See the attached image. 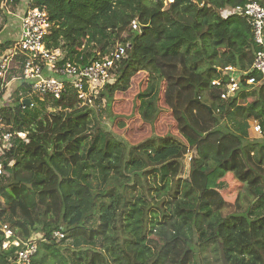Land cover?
Returning a JSON list of instances; mask_svg holds the SVG:
<instances>
[{
	"label": "trees",
	"instance_id": "16d2710c",
	"mask_svg": "<svg viewBox=\"0 0 264 264\" xmlns=\"http://www.w3.org/2000/svg\"><path fill=\"white\" fill-rule=\"evenodd\" d=\"M5 1L10 13L22 0H8L10 10ZM251 1L264 8V0L32 1L47 12L45 44L64 63L126 49L93 106L69 88L27 106L23 84L25 97L15 93L0 110L12 135L0 220L21 242L42 236L32 264H223L222 252L229 264H264V84L245 86L237 75L241 90L222 99L225 70L249 72L258 47L246 18L220 13ZM10 44L1 41L0 51ZM23 64L17 55L6 79ZM139 74L131 114H116ZM218 79L223 86L213 87ZM51 105L61 111L49 114ZM136 118L150 131L139 143L124 135ZM252 121L261 139L245 137ZM4 242L0 229V264H14L19 248Z\"/></svg>",
	"mask_w": 264,
	"mask_h": 264
},
{
	"label": "built area",
	"instance_id": "2783aa9c",
	"mask_svg": "<svg viewBox=\"0 0 264 264\" xmlns=\"http://www.w3.org/2000/svg\"><path fill=\"white\" fill-rule=\"evenodd\" d=\"M32 1H21L16 13V41L0 56L2 89L7 90L11 82H21L29 87L32 95L44 101L46 97L60 99L66 89L69 88L77 93L78 100L84 106H93L94 99L98 97L100 92L107 85L116 81L115 64L126 54V49L119 46L109 55L84 65L69 61L64 63L63 52L61 50H49L45 44L52 27L47 12L40 8H32ZM170 2H173V0H170ZM5 3L6 7L10 8L8 7V0ZM220 14L223 19L235 16L246 18L252 28L254 42L258 47L252 69L249 72H241L232 67L225 70L231 76V80L224 84L222 99L228 100L236 96L241 90L242 84L237 80V75L245 77V86L254 88L264 84V8L257 2L251 1L245 7L226 9ZM133 29H138V24L135 22L133 23ZM17 55L24 57L23 72L19 75H13L7 80V75L10 74L11 62ZM250 72L259 74L261 81L258 82L255 78H247ZM212 85L213 87H222L223 83L218 79L213 81ZM5 102L6 98L3 101L0 100V110ZM19 137L25 139L26 135L22 133L19 134ZM245 137L250 141L262 138L261 126L258 123L251 124ZM11 143L12 135L6 131L4 121L0 115V177L7 175L2 157L4 151L11 147ZM0 229L5 237L3 248L8 249L12 246L19 248L14 264H32L38 253L42 236L35 235L31 239L21 242L15 239V232L9 223L0 220ZM54 239L61 242L64 235L61 232H56Z\"/></svg>",
	"mask_w": 264,
	"mask_h": 264
},
{
	"label": "rangeland",
	"instance_id": "374dc122",
	"mask_svg": "<svg viewBox=\"0 0 264 264\" xmlns=\"http://www.w3.org/2000/svg\"><path fill=\"white\" fill-rule=\"evenodd\" d=\"M151 1L152 0H147V2H146L147 7H151V4H152ZM9 10H10V8H9ZM5 30H6V28L3 27L1 31L3 32ZM2 36L6 37L9 40L12 39V36L11 37L6 36L4 33L2 34ZM117 44H119V43H117ZM117 44H116V46H117ZM115 47H113L112 49L114 50ZM22 72L23 71H21V74H22ZM142 81H144V78H143L142 74H139L133 80V83H132V86H131V89L129 90V92H127L126 94H123V98L120 100V102H118L115 105L114 112L116 114H118V115H130L131 114V112L133 110V103L132 102H133V99H134L135 95H137V93L140 91V83ZM15 93H16V97H19V95H22V96L24 95L23 97H25V95L27 94L26 88L23 86V84L21 82L12 83L7 88L6 94H5V98H6L5 104L6 105L9 104V105L13 106L15 104V98H16L15 97ZM33 98H34V96L31 95V98H29V99L33 100ZM59 111H61V109L57 108L56 106H52V105L48 106V113L49 114L50 113L57 114ZM195 113L199 114V111L195 110ZM195 116H197V115H195ZM197 117L199 118V116H197ZM102 119L103 120L105 119L104 115H103ZM118 121H123V119L122 120H118ZM207 122L210 123V121H207ZM164 128H167V127L165 126ZM124 132H125L124 135L127 138H129L131 140V142H133V143H139L142 140H145L147 138V136L150 135L149 127L148 126H144L140 122L139 118L133 119L132 121L128 122L127 125H126V130ZM185 174H186V176H189V172L188 171L185 172ZM234 211H235L234 207L230 208V206H229L227 211L225 212V214H228V213H231V212H234Z\"/></svg>",
	"mask_w": 264,
	"mask_h": 264
},
{
	"label": "crops",
	"instance_id": "0c3cea01",
	"mask_svg": "<svg viewBox=\"0 0 264 264\" xmlns=\"http://www.w3.org/2000/svg\"><path fill=\"white\" fill-rule=\"evenodd\" d=\"M16 13L17 11H12V13H8L6 10H3L1 3H0V45H1V41H4V43L6 44L11 43L10 44L11 46L13 44V41L16 40L17 38V26H16L17 14ZM3 27H5L6 30L2 32L1 30ZM3 33L6 36H9V37L12 36V39L9 40L6 37L2 36ZM5 52H6V49L5 50L3 49L2 51H0V56H2ZM19 74L20 73L15 74V75H19ZM12 83H16V82H11V84Z\"/></svg>",
	"mask_w": 264,
	"mask_h": 264
},
{
	"label": "water",
	"instance_id": "95a60500",
	"mask_svg": "<svg viewBox=\"0 0 264 264\" xmlns=\"http://www.w3.org/2000/svg\"><path fill=\"white\" fill-rule=\"evenodd\" d=\"M144 27L142 28V31H144ZM23 104L24 105H27V106H32V101L30 100V99H25L24 101H23ZM211 111V110H210ZM222 262H223V264H229L228 263V261H227V258H226V256H225V253L224 252H222Z\"/></svg>",
	"mask_w": 264,
	"mask_h": 264
},
{
	"label": "clouds",
	"instance_id": "9594fccd",
	"mask_svg": "<svg viewBox=\"0 0 264 264\" xmlns=\"http://www.w3.org/2000/svg\"><path fill=\"white\" fill-rule=\"evenodd\" d=\"M15 41H16V40H15ZM15 41H13V44H12V45H14V42H15ZM12 45H11V46H12ZM11 46H10V47H11ZM10 47H9V48H10ZM31 95H32V94H31ZM33 96H34V95H33ZM34 97H36V96H34ZM27 99H29V98H27ZM30 100H31V99H30ZM31 101H32V100H31ZM253 123H257V122H254V121L250 122V126H251V124H253ZM249 129H250V127H249ZM249 129H248V130H249ZM260 139H261V138H260ZM256 140H257V139H256Z\"/></svg>",
	"mask_w": 264,
	"mask_h": 264
}]
</instances>
